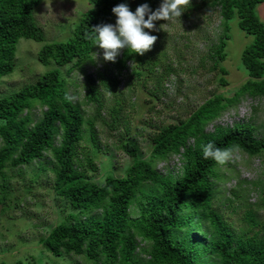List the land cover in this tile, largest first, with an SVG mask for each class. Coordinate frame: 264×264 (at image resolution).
Segmentation results:
<instances>
[{
    "label": "trees",
    "instance_id": "1",
    "mask_svg": "<svg viewBox=\"0 0 264 264\" xmlns=\"http://www.w3.org/2000/svg\"><path fill=\"white\" fill-rule=\"evenodd\" d=\"M41 1L0 0V79L13 72L20 39L41 44L38 62L54 65L34 83L0 97V205L7 194L5 169L29 166L50 152L53 191L71 209L40 240L43 250L52 256L75 255L83 257L86 264H264V236H234L213 208L216 182L222 181V164L201 156V146L209 141L220 148L237 145L233 154H264V135L249 121L230 127L216 125L212 131L204 129L240 97L264 99V24L255 12L256 5L264 0L209 2L221 18V34L207 54L210 70L220 75V85L227 84L222 63L226 58L229 21L236 17L238 28L252 38L240 54L247 80L231 96L215 94L185 120L159 126L149 138L151 146L146 159L139 157L134 141L120 140L118 148L131 158V164L123 176H106L102 185L90 181L86 171L74 166L86 122L80 107L69 98L68 81L61 69L67 67L66 74L72 70L82 72L85 64L93 62L96 46L90 39L92 29L115 22L111 14L114 6L127 3L129 10L134 11L147 3L154 10L160 0H87L88 8L80 14L71 35L65 41L51 42L46 41L32 16ZM206 5L203 0L199 6ZM127 62H133L130 75L136 77H142L143 71L155 77V69L160 66L155 92L171 72L169 65L146 60V53L136 55L122 49L113 63L116 74ZM84 85L85 103L94 106L97 117L105 94L112 96L109 124H117L123 109L115 94L116 79L97 73L94 80L85 78ZM36 106L43 110L34 121L31 111ZM87 129L93 141L91 123ZM170 154L179 156V176L162 175L154 168L158 159ZM85 161L93 171L91 157ZM131 209L136 210L135 217ZM247 215V222L256 225L254 216ZM139 242L147 243V247L140 248ZM138 250L145 258L137 255Z\"/></svg>",
    "mask_w": 264,
    "mask_h": 264
},
{
    "label": "rangeland",
    "instance_id": "2",
    "mask_svg": "<svg viewBox=\"0 0 264 264\" xmlns=\"http://www.w3.org/2000/svg\"><path fill=\"white\" fill-rule=\"evenodd\" d=\"M201 1L189 0L179 18L155 23L156 30L151 34L157 39L145 52L146 60H157L171 68L158 92L154 89L160 66L155 69V77L148 76L141 68L142 77L130 75L133 62H127L121 73L116 74L113 63L102 59L103 50L97 46L93 62L85 64L82 72L72 70L66 74L68 68L61 69L68 81L69 98L80 107L86 122L74 166L79 171H86L90 181L102 185L106 176L124 175L131 158L118 148L120 140L129 138L134 141L139 157L146 159L150 153L149 138L159 126L185 120L215 94L231 96L247 80L240 54L252 38L238 28L236 17L229 21L226 58L222 63L227 72L223 76L227 84L220 85L217 82L220 75L210 70L207 54L221 34V18L218 9L209 6L211 0H204L207 3L204 7L199 6ZM87 8V0H42L32 16L47 42L65 41ZM255 12L264 24V3L257 4ZM40 45L25 39L17 42L13 72L0 79V97L34 83L54 67L53 64L43 66L38 62ZM119 56L120 53L116 59ZM97 73L116 79L115 94L120 97L123 110L113 126L109 124V109L113 105L111 95L103 97L99 117L94 106L85 103V78L94 80ZM42 110L39 106L32 109L34 121L40 118ZM248 121L256 126L259 134L264 135V99L240 97L204 129L212 131L216 125L230 127ZM88 123L92 124L93 141L87 129ZM55 144H58V139ZM86 157H91L93 171L88 169ZM52 165L51 154L46 152L41 160L29 166L5 169L7 194L3 205H0V264H86L83 257L75 255L52 256L40 244V240L71 212L53 191ZM180 166L179 156L170 154L158 159L154 168L162 175L176 177L180 174ZM219 174L222 181L216 182L217 192L212 202L215 211L222 216L234 236L245 233L264 236V154L248 157L234 153L219 167ZM131 211L135 217L136 210ZM248 213L254 216L256 225L251 226L247 222ZM139 246L145 248L147 243L139 242ZM137 255L145 258L139 250Z\"/></svg>",
    "mask_w": 264,
    "mask_h": 264
},
{
    "label": "clouds",
    "instance_id": "3",
    "mask_svg": "<svg viewBox=\"0 0 264 264\" xmlns=\"http://www.w3.org/2000/svg\"><path fill=\"white\" fill-rule=\"evenodd\" d=\"M188 3L189 0H160L159 6L154 10L147 3H142L134 11L129 10L127 3L117 4L111 9V14L115 17L114 24L96 25L90 39L93 45L103 50L102 59L106 62L114 63L122 49L143 55L157 39L151 34L156 30L154 22L179 18L185 11L184 5ZM236 150L237 145L220 148L209 141L201 146V156L216 164H224Z\"/></svg>",
    "mask_w": 264,
    "mask_h": 264
}]
</instances>
